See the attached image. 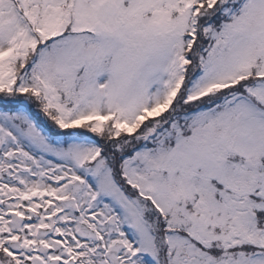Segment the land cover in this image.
Returning <instances> with one entry per match:
<instances>
[{"label": "snow or ice", "instance_id": "snow-or-ice-1", "mask_svg": "<svg viewBox=\"0 0 264 264\" xmlns=\"http://www.w3.org/2000/svg\"><path fill=\"white\" fill-rule=\"evenodd\" d=\"M0 264H264V0H0Z\"/></svg>", "mask_w": 264, "mask_h": 264}]
</instances>
